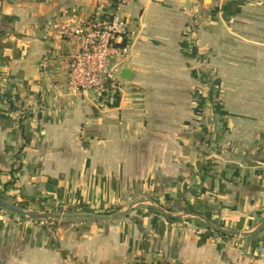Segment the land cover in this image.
<instances>
[{"label":"crops","instance_id":"crops-1","mask_svg":"<svg viewBox=\"0 0 264 264\" xmlns=\"http://www.w3.org/2000/svg\"><path fill=\"white\" fill-rule=\"evenodd\" d=\"M115 2L0 0V201L156 207L0 210V264H264V228L231 237L186 215L264 221V0H135L120 11L128 55L111 60L120 99L72 96L60 32Z\"/></svg>","mask_w":264,"mask_h":264},{"label":"built area","instance_id":"built-area-1","mask_svg":"<svg viewBox=\"0 0 264 264\" xmlns=\"http://www.w3.org/2000/svg\"><path fill=\"white\" fill-rule=\"evenodd\" d=\"M134 1L116 0L111 13H100L98 8L89 18L61 30V36L70 45L66 65V87L70 95L90 92L105 103L120 99L121 86L119 78L114 77L111 60L128 55L127 44L120 47L126 37V24L120 11Z\"/></svg>","mask_w":264,"mask_h":264},{"label":"water","instance_id":"water-1","mask_svg":"<svg viewBox=\"0 0 264 264\" xmlns=\"http://www.w3.org/2000/svg\"><path fill=\"white\" fill-rule=\"evenodd\" d=\"M208 1V0H207ZM130 78V73L127 70L122 71L121 79L128 81ZM148 202L154 207H156L151 201L142 200L139 202H134L130 204L124 211H118L113 214H99V213H93L88 211H75V212H68V213H54L49 215H42V214H35L28 211H25L23 209H20L19 207L11 204H7L0 201V210H3L5 212H8L10 214L15 215L16 217L22 219V220H29V221H38V222H50V221H59V220H69V219H95V220H102V221H112L116 220L122 216H124L128 211L132 209L134 205H137L139 203H145ZM161 214L164 216L171 217L170 214L161 211ZM186 215L196 217L201 219L205 224H207L210 228L215 230L221 235L231 236V237H239V238H251L259 234L262 229L264 228V221L261 222V224L256 227L254 230L250 232H238V231H228L223 230L219 226H217L215 223H212L208 219L204 218L200 214L187 212Z\"/></svg>","mask_w":264,"mask_h":264},{"label":"rangeland","instance_id":"rangeland-1","mask_svg":"<svg viewBox=\"0 0 264 264\" xmlns=\"http://www.w3.org/2000/svg\"><path fill=\"white\" fill-rule=\"evenodd\" d=\"M206 4H208V2L206 3ZM20 209H23V208H20ZM24 210V209H23ZM3 211V210H2ZM26 211V210H25ZM118 211H124V209L122 208L121 210H118ZM5 212V211H4ZM115 212H117V210L116 211H114V212H112V213H109V214H113V213H115ZM68 213V212H67ZM49 214H54V213H44V214H42V215H49ZM61 214V213H60ZM106 214H108V213H105L104 215H106ZM50 222H53V221H50Z\"/></svg>","mask_w":264,"mask_h":264},{"label":"trees","instance_id":"trees-1","mask_svg":"<svg viewBox=\"0 0 264 264\" xmlns=\"http://www.w3.org/2000/svg\"><path fill=\"white\" fill-rule=\"evenodd\" d=\"M151 212L155 213V214H159L156 210H154L153 208H149ZM74 210H71L69 212H73ZM57 213H61V211L59 210Z\"/></svg>","mask_w":264,"mask_h":264}]
</instances>
